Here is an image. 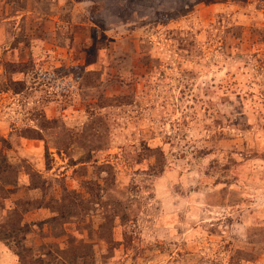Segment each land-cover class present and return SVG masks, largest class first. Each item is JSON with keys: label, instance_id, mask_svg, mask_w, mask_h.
I'll list each match as a JSON object with an SVG mask.
<instances>
[{"label": "rangeland", "instance_id": "rangeland-1", "mask_svg": "<svg viewBox=\"0 0 264 264\" xmlns=\"http://www.w3.org/2000/svg\"><path fill=\"white\" fill-rule=\"evenodd\" d=\"M0 264H264V0H0Z\"/></svg>", "mask_w": 264, "mask_h": 264}]
</instances>
